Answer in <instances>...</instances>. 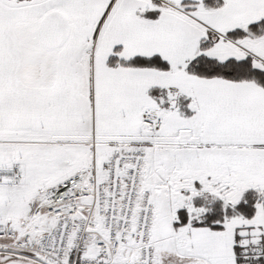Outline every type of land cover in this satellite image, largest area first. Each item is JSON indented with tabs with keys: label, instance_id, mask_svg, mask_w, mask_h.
<instances>
[{
	"label": "snow or ice",
	"instance_id": "1",
	"mask_svg": "<svg viewBox=\"0 0 264 264\" xmlns=\"http://www.w3.org/2000/svg\"><path fill=\"white\" fill-rule=\"evenodd\" d=\"M0 264H264V0H0Z\"/></svg>",
	"mask_w": 264,
	"mask_h": 264
}]
</instances>
